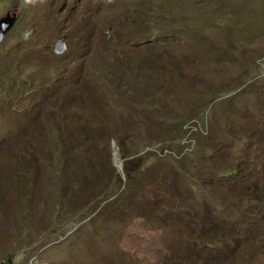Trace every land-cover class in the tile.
<instances>
[{
    "label": "rangeland",
    "instance_id": "obj_1",
    "mask_svg": "<svg viewBox=\"0 0 264 264\" xmlns=\"http://www.w3.org/2000/svg\"><path fill=\"white\" fill-rule=\"evenodd\" d=\"M7 13L0 264H264V0Z\"/></svg>",
    "mask_w": 264,
    "mask_h": 264
},
{
    "label": "water",
    "instance_id": "obj_2",
    "mask_svg": "<svg viewBox=\"0 0 264 264\" xmlns=\"http://www.w3.org/2000/svg\"><path fill=\"white\" fill-rule=\"evenodd\" d=\"M15 21V14L10 15L7 13L5 16L0 17V41L3 38V35L7 32V30L12 26ZM63 37H59L55 42L53 51L55 53H60L64 49Z\"/></svg>",
    "mask_w": 264,
    "mask_h": 264
},
{
    "label": "trees",
    "instance_id": "obj_3",
    "mask_svg": "<svg viewBox=\"0 0 264 264\" xmlns=\"http://www.w3.org/2000/svg\"><path fill=\"white\" fill-rule=\"evenodd\" d=\"M28 187H31V189H32V187H33V183L32 182H30V181H28V183H27V185H26V187H25V190H28ZM22 188H23V186H22V184L20 183V181H19V178L17 179V181H16V189H18V190H22ZM28 196V195H27ZM24 198V197H23ZM20 199H22V198H20ZM23 203H25V199H22L21 200Z\"/></svg>",
    "mask_w": 264,
    "mask_h": 264
}]
</instances>
